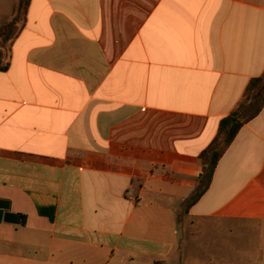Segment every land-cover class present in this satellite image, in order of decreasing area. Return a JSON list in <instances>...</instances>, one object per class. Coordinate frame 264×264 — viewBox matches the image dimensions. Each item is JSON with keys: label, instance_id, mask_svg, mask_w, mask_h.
I'll use <instances>...</instances> for the list:
<instances>
[{"label": "crops", "instance_id": "crops-1", "mask_svg": "<svg viewBox=\"0 0 264 264\" xmlns=\"http://www.w3.org/2000/svg\"><path fill=\"white\" fill-rule=\"evenodd\" d=\"M18 3L0 0V29ZM8 49L0 264H193L198 222L264 239V108L186 212L264 73V0H30ZM226 264H264V244L227 246Z\"/></svg>", "mask_w": 264, "mask_h": 264}, {"label": "trees", "instance_id": "trees-1", "mask_svg": "<svg viewBox=\"0 0 264 264\" xmlns=\"http://www.w3.org/2000/svg\"><path fill=\"white\" fill-rule=\"evenodd\" d=\"M18 6L16 7V17L13 21L0 29L1 35L6 34L7 31H11L17 24L18 15L23 13L26 16L30 0H18ZM3 65H0V70L6 71L7 69ZM254 108L251 112L250 109ZM264 108V73L262 76L254 78L249 83L246 92L244 94L242 102L239 106L226 118H224L219 126L218 135L212 144L204 151L200 160L202 162L204 171L198 181V187L193 196L186 202V212L195 205L209 190L213 178L216 172V168L228 151L230 146L235 141L240 130L245 124L256 118ZM21 223H25V217L17 215ZM10 217L8 216V219ZM14 218V217H13ZM4 219V213L0 209V222ZM7 219V218H6Z\"/></svg>", "mask_w": 264, "mask_h": 264}, {"label": "rangeland", "instance_id": "rangeland-1", "mask_svg": "<svg viewBox=\"0 0 264 264\" xmlns=\"http://www.w3.org/2000/svg\"><path fill=\"white\" fill-rule=\"evenodd\" d=\"M25 16L23 13L18 15L17 24L11 31L1 35L3 44L1 53L7 57L9 52V43L17 34L23 25ZM254 108L250 109L251 112ZM185 249L186 257L193 261V264H226L227 263V246L233 247L234 252L237 253L240 248H259L264 244V239L260 237L259 233L251 229H247L241 234H236L232 239L227 237V224L216 221L197 223L196 236H188L189 230L185 229ZM237 256V255H236ZM254 256V254H253ZM241 258V257H240ZM240 258L238 260H240ZM257 255L254 256L256 261Z\"/></svg>", "mask_w": 264, "mask_h": 264}]
</instances>
